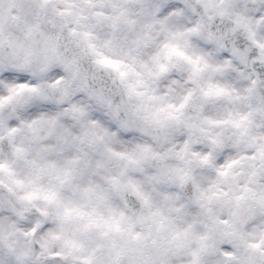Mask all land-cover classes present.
Masks as SVG:
<instances>
[{"label":"clouds","instance_id":"9594fccd","mask_svg":"<svg viewBox=\"0 0 264 264\" xmlns=\"http://www.w3.org/2000/svg\"><path fill=\"white\" fill-rule=\"evenodd\" d=\"M0 264H264V0H0Z\"/></svg>","mask_w":264,"mask_h":264}]
</instances>
